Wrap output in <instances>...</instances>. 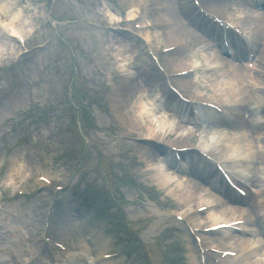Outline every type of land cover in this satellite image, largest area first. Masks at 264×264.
Segmentation results:
<instances>
[{
	"label": "rangeland",
	"instance_id": "374dc122",
	"mask_svg": "<svg viewBox=\"0 0 264 264\" xmlns=\"http://www.w3.org/2000/svg\"><path fill=\"white\" fill-rule=\"evenodd\" d=\"M115 1L107 3L109 4L107 8L111 14L119 18L118 11H124L125 14L129 9L124 4L128 0ZM223 1L226 6L232 0H216L213 8H220ZM13 2L14 5H12ZM100 2L101 0L58 1L62 19L65 18L62 24L68 25L71 20V29L85 37L87 43L93 47V54L96 57H100L101 53L104 54L105 51L114 48L115 42H120L117 35L111 34L102 25L97 24L98 17L93 14V8L101 5ZM4 4L10 6L9 13L12 16L17 14L18 10L22 11L23 19L33 26H30L32 29H29L31 32L28 34L30 48H34L33 45L43 41H48V43L45 48L35 50L33 64L31 67L20 69L14 76L17 77L16 79L14 77L5 78L4 72H0V80H4L2 88L8 96L7 100L0 101V118L10 117L3 124V129L12 130L11 133L3 130V141L0 142V157L5 158V175L0 177V181H3L0 197L2 194V198L8 202L5 212L0 215V264H22L25 260L31 261L32 264H50L54 258L61 259L60 256H57L58 251L44 241L45 238L52 237L51 231L55 233L57 239L69 240L71 244H76L81 240L89 242L85 235L91 234L92 236L93 231L97 229H102L99 235L110 242L102 252L115 253L122 250L132 253V257L129 259L124 253L122 257L114 260L113 264H147L145 256L149 257L150 245L148 242L151 241L153 234H159L163 239V241H159L161 248L158 249V252H167L169 247L173 245L172 241L168 243L165 238L166 232L162 231V222H164V226H174L175 231L172 230L171 234L179 243L177 246L181 247L177 250L176 255L183 260V264H189L188 262L191 260L187 257L190 248L195 255L194 264H199L197 250L193 246L186 228L174 218L175 213L182 214L185 211H181L183 207L181 201L172 193L168 194V191H164L162 194L168 195L172 199L165 206L161 205L162 209H169L170 214L168 216L161 217L162 220L157 222L151 220L138 221L137 218L139 215H143L146 216V219H150L149 216L152 215L147 211L143 202L146 198L145 195L151 198V194H153L150 190L153 184L150 179L152 168L149 160L152 155L156 154V148L160 146L133 140L134 137H138L135 133H138L137 125L141 121L135 112L140 101L146 100L151 101L157 110L164 108V105L159 104L158 101L160 90L163 88L162 78L159 80L162 82L160 89L155 90V85L152 82L146 85L145 80L140 76L141 71H144L148 76L155 74L157 77L158 74L143 47L135 50L134 45L130 44L133 49L129 51V54L139 56L133 74L115 76V68L110 66L113 77L110 82L112 83L113 94L110 96L109 104L116 118L110 122L109 115L104 112L106 102L103 94L106 93L105 90L102 89L101 93L95 96L94 92L99 93V89L81 81L75 73L72 44L61 39L46 25L48 0H4ZM187 4H189L190 10L186 7ZM153 7L159 9L154 10ZM139 11L137 17L140 18V21L150 20L167 24L157 33H153L154 36L159 35L158 38L154 39L153 50L182 44L187 34L196 33L188 19L192 11L191 0H148L147 4L143 3L139 6ZM103 20L105 23L107 22L104 18ZM2 33L3 31L0 29V41L2 39L4 42V47H0V54L2 55L0 63L6 64L12 61L19 48L15 41L4 40ZM125 38L129 40L128 37ZM203 47L204 44H201L192 50L191 55L194 56V59L197 56L196 51L203 49ZM178 59L180 56H169L166 58L167 64L164 65L175 66L170 71L189 67L177 66L176 61ZM23 60L24 58L21 59V62ZM82 63L86 65L85 71L92 74V70L87 67L88 60L85 58ZM142 67L146 69L142 70ZM254 70H248L250 74H244V85L251 91L255 87L258 92L263 93L259 85L252 84L257 80L251 79ZM215 74V76L209 72L198 74L193 79V88L186 89L190 92L179 89L189 97L223 101L222 95L229 89V87L224 88L228 78L224 75V70L221 69ZM239 74L242 75L240 72ZM222 76L226 80L223 85L217 82ZM143 77L146 76L143 74ZM16 80H19L20 84ZM261 81L260 83L264 84V80ZM70 82L73 83V94L77 102L85 108L86 106L90 107L92 103L91 112L97 113L101 117L99 122L104 127L110 126L111 134L96 130L94 126H89L87 117L83 112L81 125H75L73 119L74 106L69 103ZM148 88L151 89L150 92H148ZM123 91L122 97L118 98L117 95ZM164 91L162 89V93ZM28 93L35 100L34 106H27L26 95ZM255 97L258 96L255 95ZM119 101H125L127 104L123 113L129 111L130 117L135 120L133 129L128 128L122 122L121 111L117 108ZM251 107H256V105ZM164 111H156V119L153 122L156 132L160 130L158 124L163 119L170 123L157 137L158 141L165 145L185 147L193 144L191 141L192 133L183 134L185 124L178 123V119L174 118L173 113ZM181 113L183 114L184 111ZM185 115H181L182 119ZM208 115L209 117L213 116L214 120L221 118L215 113ZM262 117L264 118L262 114H259L256 118L257 122H261ZM85 127H87L86 132L90 143H94L95 147L85 144L83 139ZM118 134L123 135L124 138L119 139ZM85 145L87 148H83ZM79 148L86 149L84 154L81 153L82 157L73 153ZM165 150L168 151V149ZM13 160L23 162L24 171H30L24 172L22 168L21 172H18L20 174L12 177L13 188H7L8 191L6 192L4 181L8 178L9 173L14 170L13 167L16 166ZM254 167L256 171L250 172V176L252 175V178L255 179L261 178L263 171L260 166L258 168L250 164L251 169ZM68 172L76 173L73 183L75 184L74 187L78 186L79 189L77 197L71 194L72 192L54 193L43 188L42 184L33 181V178L39 175L65 181V175ZM83 172L85 178H90V184L87 187L83 186L81 180L83 179ZM105 172H107V183L100 184L102 183V173ZM133 176L136 188L128 186L129 183H127ZM119 178L120 183L118 182ZM140 182L143 183L139 184ZM27 185L28 187H26ZM100 187L102 193L99 191ZM17 188L27 189V198L19 199L15 196ZM104 188L105 191H103ZM206 189L208 187L200 189L202 191V195H199L200 199L204 196L208 200V197L205 196ZM110 194L114 197H118L120 194L123 199L136 197L139 203L131 205L122 201L118 210L115 211V209H110L107 206ZM54 201L57 204L54 212L59 216V219L46 221V212L52 205L51 209L53 210ZM86 201H90L91 206L88 204L86 207ZM130 209L134 210L135 213L131 214ZM186 212L189 213L190 208ZM12 215L18 217L14 219ZM48 225L50 228L46 229ZM4 236H6V240L2 241ZM136 239H139L138 244ZM154 250L153 254L156 256L157 251ZM95 255L97 254L91 248L82 258V262L79 259L77 262L87 264L92 262ZM62 259L65 261L64 257ZM69 262H71L70 259Z\"/></svg>",
	"mask_w": 264,
	"mask_h": 264
},
{
	"label": "bare ground",
	"instance_id": "6f19581e",
	"mask_svg": "<svg viewBox=\"0 0 264 264\" xmlns=\"http://www.w3.org/2000/svg\"><path fill=\"white\" fill-rule=\"evenodd\" d=\"M12 1V0H11ZM123 1V0H122ZM151 1V0H150ZM148 0H128L126 3H124L126 5V7L130 8V18L133 19L136 17L137 12H139V6L144 4H147ZM236 4H239L240 7H244L245 9H249L250 6H252L251 3H249L248 1H243V0H236L235 1ZM15 3L13 2L12 5H14ZM2 11H10V6L6 5L2 2ZM250 10V9H249ZM259 12V13H258ZM258 12H254L251 15V24H254L253 26V30L257 32V30H259L260 28H262L263 24H264V5L263 8L261 9V11L258 10ZM22 11L18 10V13L15 14L14 16H12V19L9 20L6 24H4V28H12L13 33L8 34H3L2 38L4 40H9L10 37L12 38V35L14 34H19L22 38L23 36H28V34L31 32L32 29V25H30V23L23 19V17L21 16ZM107 17H109L112 21L113 20H117V18L110 14L107 13L106 14ZM30 26H32L30 28ZM217 27L213 30V33L216 31ZM258 34V33H257ZM256 33L254 35H257ZM189 35L191 36V40L192 43H201L202 39L195 35V34H188L187 35V39H188V44L191 43ZM205 35L207 37L211 36L205 32ZM144 38L148 41V43L150 44V33L146 32V35L144 36ZM215 39V38H214ZM234 42H235V46L234 48L236 49L237 53H236V57L241 58L244 54V48H243V44H240V40L237 37H234ZM237 43V45H236ZM4 42L1 39L0 41V47H4ZM240 47H239V46ZM151 46V44H150ZM190 46L185 45L183 48L180 49L179 52L174 51L173 54L179 55L181 54L182 59H180L181 63H185V64H193V59L192 57L189 55L190 52ZM1 49V48H0ZM127 48H121L118 47V55L120 56L122 51H123V56L124 58L122 59V61H129L130 57L128 58V53L124 52V50ZM207 49L209 50L210 47H207ZM19 52V50L16 52ZM256 62V72L255 75L257 77H259L260 79L264 78V50H262L260 56L255 59ZM221 64L223 67H225V73L226 75H228V77H231V80L234 81V84L232 83V87H231V93L230 96L234 99H236L237 96H242V99L245 98L246 96V101L248 102L247 106L250 108V112L252 113V115L254 116V118L252 119V122L250 123H246L243 124L242 122H240L238 125L240 127L241 131L244 130H252L253 132H255L256 134L259 133V131L261 130L262 126L264 124H260L259 122H257L256 120V116H258L260 113L264 114V107L263 109H261V111L256 108V107H251L253 105L256 104H261L263 103L264 105V93L258 92L255 87L252 89H249L248 87H246L244 85V83L242 82V76L239 74L238 70L234 69L232 66H230L229 64H227V62L221 61ZM145 67H142V70H145ZM241 72H244L245 74H248V71H242L239 70ZM139 72V71H138ZM166 72H170V71H166ZM243 73V74H244ZM143 74L146 76L145 78L143 77ZM216 74H213V76H215ZM140 76L142 79L145 80L146 85H148V83L155 85V90H159L161 87L160 84V75H156L155 74H151V76L146 75V73L144 71H141ZM190 78H193L192 76H188L185 78H181L180 80H188ZM260 79L255 80L257 83ZM255 85V83H252ZM145 85V86H146ZM142 86V87H145ZM151 89L148 88V92H150ZM255 95H257L258 97L256 98ZM172 96V95H170ZM244 96V97H243ZM259 100V101H258ZM246 106V105H245ZM145 107L141 106L139 107V111L137 112L138 114H142L145 111ZM124 115V114H123ZM235 121H237L236 119L233 120H228V121H224V120H220L218 122V125L220 127H232L234 126V124L236 123ZM134 124V121H132V125ZM151 125V123H150ZM261 134V133H260ZM264 136V133H262ZM145 136L146 137H156L155 135V130L150 127L147 126L145 129ZM256 142L258 143V149H259V159L260 162L263 164L264 163V144L262 143V140H260L259 134L256 136ZM249 146V145H246ZM226 151H230V146L227 145V149ZM159 152H161L159 150ZM244 156L247 157V155L249 154L250 157V153H249V149L245 150L243 152ZM153 159L155 160L156 155H152ZM187 158H191L193 161L191 162V166H193V163L195 166L198 167V169L194 170V175L199 179L200 183H193V182H186V183H180L177 184L176 187H174L173 189L170 190V194L172 193L173 196H175L178 200H180L181 202L184 203V207H186L189 203H191L192 201L196 200L197 197L200 195L201 191V186L203 185H209L211 189H216L220 195L219 198L216 199H211V202L208 201L206 204H199L196 205V207L199 206H205L208 204H213L216 203L217 207L215 209H213L212 211H207L204 214H201L200 216H196L194 217L193 221L195 226H199L201 223L207 222L209 220V224L210 225H215L218 224L219 222H223V223H230V222H234L236 220H244L246 222V225L243 226V228H251V232L247 235H243V236H236V238L233 239L234 242H236V248H239L240 250L244 251L246 249L252 248L254 247V250L250 252V254L244 259V262L246 264H264V249H258L256 246V237H259V235L264 237V202H263V194H264V189L261 188L260 186H256V185H262V183L264 182L262 179L258 180V183L255 184L254 186H256V190L254 192H250L249 196H250V203L247 205L246 203H244L241 200H235L233 197H231L228 192L225 190V188L222 187V185L220 187L217 186V180L216 181H212V176L216 175V172L214 170V168L209 165V163H203L202 162V158L197 155V154H192V155H186ZM171 163V162H170ZM0 165H2V159L0 157ZM16 167V166H15ZM23 167V166H22ZM264 168V166H263ZM30 171V170H27ZM158 173V170L155 171V174ZM160 174V173H159ZM167 180V176H164L162 174L159 175L158 177V181L162 184V186H165ZM225 221V222H224ZM259 239V238H258ZM4 240H6V236H4ZM109 240L108 239H104V237L99 236L97 237L93 243H92V248L93 251L97 254L96 256H103L106 255L108 253H104L102 252L103 250L106 249V247L109 245ZM84 244L86 245V243L84 242ZM257 248V249H256ZM188 257L191 259V264L195 263V255L193 253V251L191 250V248L189 249V255ZM84 258L82 255L76 257V259H81ZM97 258V257H96ZM98 259V258H97ZM251 259H257V261L255 262H251ZM83 260V259H82ZM79 264V262H77ZM90 264H113V262H104L101 263L100 261H96L94 260L93 262H89ZM87 263V264H89Z\"/></svg>",
	"mask_w": 264,
	"mask_h": 264
}]
</instances>
